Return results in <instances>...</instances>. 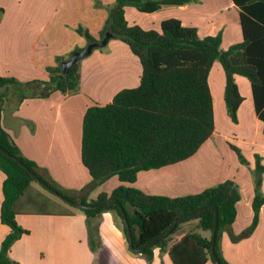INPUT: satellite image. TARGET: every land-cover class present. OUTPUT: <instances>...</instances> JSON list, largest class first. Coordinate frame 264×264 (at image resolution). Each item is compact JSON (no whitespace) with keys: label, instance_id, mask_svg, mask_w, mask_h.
I'll return each instance as SVG.
<instances>
[{"label":"crops","instance_id":"1","mask_svg":"<svg viewBox=\"0 0 264 264\" xmlns=\"http://www.w3.org/2000/svg\"><path fill=\"white\" fill-rule=\"evenodd\" d=\"M113 3L114 0H0V77L17 81L0 89V124L45 179L66 194L74 191L73 196L87 201L95 200L102 192H111L119 182L111 177L99 185L92 184L80 158L83 114L89 106L110 103L123 89L136 88L141 67L128 46L115 37L103 47L105 52L94 54L93 50L90 58L81 61L75 93L51 91L46 70L55 67L58 58L68 60L73 52L90 43L77 32L78 28L98 41ZM238 12L231 0H192L184 6H165L152 13L125 7L124 17L129 26L145 30H158L161 21L175 18L183 26L195 28L199 37L220 32L221 48L227 49L242 41ZM210 82L209 74L214 115L211 137L185 161L140 171L133 187L145 194L175 198L198 194L225 180L233 181L239 188L240 200L230 231L221 235V255L229 264H264V205L256 227L247 233L253 220L257 182L264 196V174L258 177L254 173L256 156L264 166L262 124L254 112L248 81L242 82L245 95L241 94L243 101L236 123L228 118L224 102L215 109ZM216 88L223 101L224 78ZM245 105L251 111L248 126L241 121ZM4 178L0 171V204ZM16 221L29 231L9 251L16 264H172L167 248L196 230L194 221L182 224L168 239L166 249L155 248L147 263L129 251L120 220L112 211L90 220L74 212L71 216L18 215ZM8 233L9 228L0 221V245ZM90 234L95 241L93 247ZM204 264L213 263L208 260Z\"/></svg>","mask_w":264,"mask_h":264},{"label":"trees","instance_id":"2","mask_svg":"<svg viewBox=\"0 0 264 264\" xmlns=\"http://www.w3.org/2000/svg\"><path fill=\"white\" fill-rule=\"evenodd\" d=\"M231 1L239 10L242 41L222 49L220 32L215 36L199 37L195 28L183 26L175 18L161 21L158 30H145L138 25L129 26L124 17L125 7L152 13L165 6H184L192 0H114L111 16L99 32V40L109 31L128 46L141 67L139 85L119 91L108 104L89 106L82 117L80 141L81 163L92 184L99 185L111 177L117 178L119 185L111 192H102L95 200L87 201L58 190L38 172L34 162L21 154L1 124L0 148L19 159L43 183L69 201L86 206L117 201L126 214L134 249L160 237L176 220L216 207L218 220L213 252L219 264H229L221 255L219 243L222 233L230 231L236 217V204L240 200L239 188L233 181L225 180L198 194L175 198L145 194L133 184L140 171L185 161L211 137L214 115L208 79L215 62L220 64L224 75L223 102L228 118L232 123L237 121V110L243 97L235 78L242 77L249 82L254 112L262 124L264 137V0ZM77 32L90 43L96 41L82 28ZM61 61L63 58H58L55 67L47 68V84L51 91L62 95L75 93L80 83L81 61L76 62L66 75L60 71ZM16 83L13 78L0 77V89ZM236 152L240 161L245 163ZM0 171L5 177L1 186L0 221L9 228L0 245V264H16L9 257L11 246L29 234L18 225V215L71 216L75 209L90 220L112 211L119 218L127 240L118 206L82 210L55 201L34 187L33 184H37L47 191L27 170L1 151ZM254 173L258 177L264 174L259 156L255 158ZM258 186L257 182L248 234L256 227L259 211L264 205V196L259 193ZM193 221L196 230L210 236L204 237L196 230L181 236L167 248L172 264H204L208 260L215 264L210 253L214 224L212 210L195 219L181 221L165 238L138 255L149 263L155 248L166 249L171 235L182 224ZM90 243L91 247L95 245L91 234ZM129 251L136 254L130 248Z\"/></svg>","mask_w":264,"mask_h":264},{"label":"water","instance_id":"3","mask_svg":"<svg viewBox=\"0 0 264 264\" xmlns=\"http://www.w3.org/2000/svg\"><path fill=\"white\" fill-rule=\"evenodd\" d=\"M116 36L114 34H112L111 32H106L103 37L95 42H91L89 43L84 49L82 50H77L75 52H73V54H71L70 58L68 60H65L63 62L60 63V71L62 74L66 75L69 73L70 68L78 61L88 57L93 50L95 49H101L103 47H105L107 45V43L109 42L110 39L115 38ZM0 151L5 154L8 158H10L11 160H13L14 162H16L17 164H19L21 167H23L25 170H27V172L29 173V175L40 185H42L47 191H49L50 193L54 194V196H56L58 199H60L62 202L79 208V209H99V208H107L110 207L112 205H116L119 207L121 215H122V219H123V223H124V228L126 231V236H127V241H128V246L130 248L131 251H133L134 253L138 254L140 253L142 250H144L145 248H147L148 246L153 245L154 243H156L157 241L165 238L172 230L173 228L180 223L181 221H185V220H190V219H195L197 218L199 215L203 214L204 212L208 211V210H212L214 212V224H213V229H212V233H211V240H212V246H211V255L212 258L215 261V264H219L216 256L214 255L213 252V245H214V240H215V234H216V229H217V220H218V213H217V208L216 207H209L205 210H202L201 212L191 215V216H187V217H183L180 218L178 220H176L172 226L164 233L162 234L160 237H158L157 239L151 241L150 243L144 245L143 247L139 248V249H134L132 246V238H131V233H130V228H129V224L127 221V217L125 212L123 211L122 207L120 206V204L117 201L114 202H110V203H105V204H101V205H97V206H86V205H80L76 202L73 201H69L66 198H64L62 195H60L56 190L52 189L51 187H49L47 184L43 183L39 177L37 175H35L33 172H31L19 159L14 158L12 156H10L9 154L5 153L1 148Z\"/></svg>","mask_w":264,"mask_h":264},{"label":"rangeland","instance_id":"4","mask_svg":"<svg viewBox=\"0 0 264 264\" xmlns=\"http://www.w3.org/2000/svg\"><path fill=\"white\" fill-rule=\"evenodd\" d=\"M230 28H231V26H230ZM223 47L225 48V47H227L226 45L224 46V44H223ZM106 48V47H105ZM100 51H103V52H105L104 51V48H101V49H95L93 52H94V54H96L97 52H100ZM90 56L91 55H89V57H86V58H84V59H82V60H80V61H83V60H87L88 58H90ZM224 75H223V71H222V68H221V66H220V64L218 63V62H215L214 63V65H213V67H212V69H211V73H210V80H211V87H212V93L214 92V95H213V102H214V107H215V109L217 110V108H218V104L220 105V103H221V105L223 104V101H222V98L221 97H219L218 96V92H216V87H217V85H218V83L220 82V85H221V83H222V81H223V77ZM238 81V83H239V87H240V89H241V94H243V95H245V92H244V90H243V84H248V82H247V80L246 79H244V78H242V77H238V79H237ZM242 82H243V84H242ZM245 97V96H244ZM250 110H249V108H247L246 107V105L244 106V109L242 110V112H241V114H242V124H246L247 126L249 125L248 123H249V121H250V118H251V116H250ZM34 185V187H36L41 193H43L45 196H47V197H49V198H51V199H53V200H55V201H60V203H61V200L60 199H58L56 196H54V194L52 195V194H50V193H48L47 191H45V190H43L39 185H37V184H33ZM54 186L58 189V190H60V191H63L64 192V189L63 188H61L60 186H58V185H56V184H54ZM64 193H66V192H64ZM71 193V194H70ZM73 194H75V192L74 191H72V192H67V195H73ZM58 201V202H59ZM73 211L74 212H77V213H79V214H82L80 211H77V210H75V209H73Z\"/></svg>","mask_w":264,"mask_h":264}]
</instances>
